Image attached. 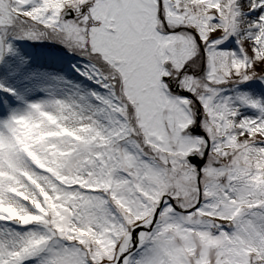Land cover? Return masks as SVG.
Returning a JSON list of instances; mask_svg holds the SVG:
<instances>
[{"label":"rangeland","instance_id":"374dc122","mask_svg":"<svg viewBox=\"0 0 264 264\" xmlns=\"http://www.w3.org/2000/svg\"><path fill=\"white\" fill-rule=\"evenodd\" d=\"M0 6V264L105 263L162 198L129 264H264V0Z\"/></svg>","mask_w":264,"mask_h":264},{"label":"water","instance_id":"95a60500","mask_svg":"<svg viewBox=\"0 0 264 264\" xmlns=\"http://www.w3.org/2000/svg\"><path fill=\"white\" fill-rule=\"evenodd\" d=\"M84 11H85V10H83L81 13L74 14V12H73L72 10L69 9V10H66V11L63 12V14H62V18L69 19V18H72V17H75V16H80V15H82V13H83ZM181 93H187V92H183V91H182ZM197 121H199V117L197 118ZM190 131H191L192 133H202V132L200 131L199 126H197L196 128L191 129ZM206 152H207V150H206ZM189 159H190V161H191L192 163H195V164L197 165L198 173H200V169H201L202 164L204 163V159L199 160V159L197 158V156H195V155L190 156Z\"/></svg>","mask_w":264,"mask_h":264},{"label":"bare ground","instance_id":"6f19581e","mask_svg":"<svg viewBox=\"0 0 264 264\" xmlns=\"http://www.w3.org/2000/svg\"><path fill=\"white\" fill-rule=\"evenodd\" d=\"M0 8H2L1 6H0ZM3 9V8H2ZM250 26H252V22H249L248 23V28H250Z\"/></svg>","mask_w":264,"mask_h":264}]
</instances>
